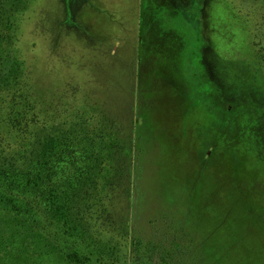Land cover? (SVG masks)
Segmentation results:
<instances>
[{"label": "rangeland", "instance_id": "rangeland-1", "mask_svg": "<svg viewBox=\"0 0 264 264\" xmlns=\"http://www.w3.org/2000/svg\"><path fill=\"white\" fill-rule=\"evenodd\" d=\"M0 73L12 139L88 136L114 189L98 245L0 211V264H264V0H0Z\"/></svg>", "mask_w": 264, "mask_h": 264}, {"label": "trees", "instance_id": "trees-1", "mask_svg": "<svg viewBox=\"0 0 264 264\" xmlns=\"http://www.w3.org/2000/svg\"><path fill=\"white\" fill-rule=\"evenodd\" d=\"M5 71L3 69V73ZM0 76H3L2 73ZM12 82L1 81L0 93L12 89ZM22 99L24 103L19 108L15 102L10 107L7 119L4 122L0 120V211L12 210L23 218L20 222L5 226L9 230L8 242L18 247L25 240L32 244L30 246L43 242L40 235L25 236L24 227L35 228V216L45 215L46 218L52 216L49 224L53 232L62 237L73 233L76 240L84 244L87 242V246L91 243L98 245L99 242L90 234L100 225L97 212L109 216L108 206H113V185L107 176L103 178L108 171L103 165L107 159L106 152L103 149V153L98 154L95 143H90L88 136L80 140L73 139L72 134L57 138L52 132L51 137L42 139L36 132H19L21 139L17 141L15 132L8 131L30 125L26 111H31V101L24 96ZM11 113L14 117H11ZM12 135L16 136L14 140ZM29 135L32 136L29 139L31 146L17 148L21 140ZM0 241L4 244V241ZM9 254L10 257L16 256L10 251Z\"/></svg>", "mask_w": 264, "mask_h": 264}]
</instances>
